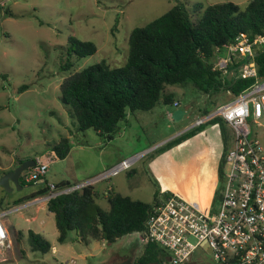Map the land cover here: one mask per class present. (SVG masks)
<instances>
[{"label": "rangeland", "instance_id": "obj_1", "mask_svg": "<svg viewBox=\"0 0 264 264\" xmlns=\"http://www.w3.org/2000/svg\"><path fill=\"white\" fill-rule=\"evenodd\" d=\"M251 1L0 0V168L13 171L20 161L41 160L49 167L46 177L50 183L67 181L76 186L111 169L116 164L100 170L112 161L119 163L155 148L132 170L93 185L107 196L115 190L132 199L152 203L157 181L149 164L157 172H167L168 166L176 169L196 149L208 150V144L213 142L218 146V134L222 139V131L206 124L202 132L192 137L194 141L173 154L157 150L178 135L195 129L192 127L197 120L206 118V109L213 114L234 96L223 91L209 98L190 84L168 86L166 92L173 93L180 103L179 109L187 112L181 122L176 123L172 118L175 107L161 102L152 111H128L114 140L107 142L94 130L78 131L71 110L61 103L60 84L73 73L102 60L113 67L124 65L131 32L162 16L178 2L185 3L192 20L197 21L209 6L231 2L244 10ZM72 39L91 41L98 50L80 60L72 56L73 67L64 72L61 68L68 51L72 50ZM25 86L28 88L19 92ZM226 128L232 141V130ZM258 135L264 146V131ZM62 136L70 137L72 149L66 159L57 160L52 148ZM217 155H220L219 149ZM1 176L2 170L0 180ZM44 187L42 182L27 184L22 189L11 183L9 191L0 186V202L3 199L4 206L13 211L5 218L11 224L8 228L11 252L10 255L4 252L5 255L0 251V264H134L141 257L140 234L114 244L100 241L87 244L71 234L66 243H59L55 216L47 210L45 202L26 204L28 207L21 210V206H13ZM97 202L102 209H109L105 198ZM29 230L44 236L54 252L53 249L46 255L33 252L28 241ZM19 231L23 237L17 241ZM195 260L216 264L202 250L195 254Z\"/></svg>", "mask_w": 264, "mask_h": 264}, {"label": "trees", "instance_id": "obj_2", "mask_svg": "<svg viewBox=\"0 0 264 264\" xmlns=\"http://www.w3.org/2000/svg\"><path fill=\"white\" fill-rule=\"evenodd\" d=\"M241 33L250 39L264 36V0H252L244 10L231 2L212 5L197 21L192 20L187 5L178 2L162 16L131 32L124 65L113 67L102 60L65 78L60 84L61 103L71 110L79 132L94 130L101 138L111 142L120 131L128 111H152L161 102L174 107L178 103L175 109H179L180 103L175 95L166 92L168 86L185 87L190 84L209 98L223 91L239 96L254 84V80L234 78L229 81L227 77L246 59L238 54L232 55L227 72L215 69V65L218 59L228 56V47L235 43ZM70 44L72 50L68 51L61 68L64 72L73 67L72 56L80 60L96 54L98 50L91 41L72 39ZM257 53L259 56L255 58V63L258 75L264 78V47L258 49ZM27 88L25 86L19 92ZM209 114L210 111L206 109L204 115ZM205 125L170 140L157 151L171 150L202 132ZM207 125L217 126L222 131V154L217 170L219 182L212 203L215 209L221 200L225 157L231 138L221 118H214ZM71 149L70 137L62 136L52 148L54 159H66ZM22 163L20 161L15 168ZM20 185H27L24 175ZM55 185L57 189L73 186L70 182ZM155 189L152 203L135 200L112 190L107 196L108 210L98 205L100 194L94 186L51 199L47 203V210L55 216L58 242L66 243L71 234L75 235L76 240L87 244L91 241L114 244L133 234L145 237L146 221L153 205L172 195L161 193L157 182ZM49 192L46 185L16 201L13 206L44 198ZM9 209L1 199L0 211ZM22 237V232L16 233L17 241ZM28 241L33 252L46 255L52 251L51 244L33 231L28 232ZM142 245L141 257L134 264H156L167 256L166 251L157 244Z\"/></svg>", "mask_w": 264, "mask_h": 264}, {"label": "built area", "instance_id": "obj_3", "mask_svg": "<svg viewBox=\"0 0 264 264\" xmlns=\"http://www.w3.org/2000/svg\"><path fill=\"white\" fill-rule=\"evenodd\" d=\"M262 47L264 36L250 39L241 33L228 47V56L218 59L215 65V69L227 72L232 55L250 57L238 68L236 78L254 80L249 89L205 119H198L192 127L221 118L232 130L231 145L225 157L221 200L215 209L212 204L204 208L177 194L156 202L146 221V235L142 237V244H157L166 251V258L156 264H203L202 260H195L199 250L210 255L216 264H264V146L258 135L264 131V78L259 77L255 63V54ZM152 150L122 160L87 183L64 189L48 184L49 195L42 201L48 203L59 195L80 191L128 172ZM48 168L43 161L35 160V166L23 174L25 183L41 182ZM24 208L26 206L22 205L19 210ZM12 212L0 211L2 252L11 250L4 221Z\"/></svg>", "mask_w": 264, "mask_h": 264}, {"label": "crops", "instance_id": "obj_4", "mask_svg": "<svg viewBox=\"0 0 264 264\" xmlns=\"http://www.w3.org/2000/svg\"><path fill=\"white\" fill-rule=\"evenodd\" d=\"M217 128H218L217 126H212V129H217ZM218 132H219V130H218ZM219 134H218V136H219L218 146H217V143L213 142V144H208V150L196 149L195 152L191 153L188 157H186L184 159V161L182 162V164L180 166L178 165L176 169L171 167V166H168L167 172H165L164 170L157 172V169L154 168L152 164L151 165L149 164V167L150 168L152 167V171H153L152 176L156 179V181L160 187V192L161 193L177 194V195H180L181 197H183L188 202H197L200 206H202L204 208L209 207L213 202L215 192H216L218 182H219L217 170H218L220 157L222 154V139H221V136ZM179 136L180 135H178L177 137H179ZM177 137H175V138H177ZM175 138H173V139H175ZM192 141H194V139L190 138V139L186 140L185 142H183L182 144H180V145L172 148L171 150L167 151V153L173 154L176 149L183 148L186 145H188L189 143H191ZM219 144H220V146H219ZM153 149H155V148H153ZM218 149H219V154H220L219 156L217 155ZM117 163H118L117 161H112V162L108 163L107 165H104L100 170L104 171L106 169H109L111 166H113ZM155 163H156V161H154L153 164H155ZM0 170H2V172L7 171V170L1 169V168H0ZM48 170H49V168H48ZM103 171H101L99 173H102ZM2 176H3V174H2ZM41 182L43 184H45V186H46L48 184H59L62 182H67V181H60L59 183H50L51 181L47 177H45ZM97 191L99 192L98 189H97ZM99 194H100L99 198H105L107 200V195L103 194L102 192H99ZM40 199H36V200L28 202L26 204H29V205L37 204L38 202L42 201V199L41 200ZM26 207H28V206H26ZM46 208H47V203H46ZM4 222H5V226L8 230V228L11 226V224H10V222H8L6 220ZM29 231H32V230H29ZM19 232H21V231H19ZM36 234H38V233H36ZM27 235H28V233H27ZM58 236H59V233H58ZM42 237L45 239L44 236H42ZM57 240H58V238H57ZM52 249L54 252V247H52ZM10 252H11V250L9 251V255H10ZM1 262H5V261L1 260Z\"/></svg>", "mask_w": 264, "mask_h": 264}, {"label": "water", "instance_id": "obj_5", "mask_svg": "<svg viewBox=\"0 0 264 264\" xmlns=\"http://www.w3.org/2000/svg\"><path fill=\"white\" fill-rule=\"evenodd\" d=\"M259 54L256 53L255 57H258ZM250 57H247L246 61H249ZM237 72L238 69L233 70L229 73L227 79L229 81L233 80L234 78L237 77ZM187 112L182 110V109H177L174 111V113L172 114V118L176 123L181 122L184 117L186 116ZM35 166V160H28L23 162L21 165H19L17 168H15L13 171L3 175L1 177L0 180V186L5 190V191H9L10 190V184H14L17 188L22 189L23 187H21L20 185V180L22 175L29 171L31 168H33Z\"/></svg>", "mask_w": 264, "mask_h": 264}]
</instances>
